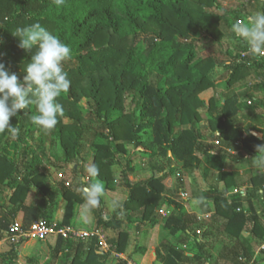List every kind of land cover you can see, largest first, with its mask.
I'll list each match as a JSON object with an SVG mask.
<instances>
[{"label": "trees", "instance_id": "1", "mask_svg": "<svg viewBox=\"0 0 264 264\" xmlns=\"http://www.w3.org/2000/svg\"><path fill=\"white\" fill-rule=\"evenodd\" d=\"M246 7L231 13L233 24L264 12V1L256 9ZM227 15L220 11L218 0H64L59 5L55 0H0V62L15 72L21 82L32 53L17 47V39L12 35L17 28L39 22L72 49V57L64 62L71 85L68 93L58 97L64 113L57 117L55 128L49 132L34 125L31 116L35 104H29L10 118V124L20 129L19 137L12 138L8 132L0 134V241L7 239L9 227L18 216L24 230L37 221L74 227L76 211L84 203L79 189L99 179L105 193L115 191L117 185L111 171L114 166L122 167L120 174L128 199L123 209L115 211L108 220L103 217V196L95 211L97 228L117 232L116 239L105 238L110 250L99 248L97 238L89 242L54 238L52 260L67 253L63 264H105L112 252L121 254L128 247L129 233L123 231L121 224L132 225L138 213L139 222L143 223L154 206L177 204L162 201L164 176H154L163 171L158 159H165L169 173L189 172L198 170L199 155L204 156L210 170L219 171L223 183V188L214 189L212 203L217 207L229 204L227 195L238 185L232 173L221 172L225 160L230 158L225 149L242 151L240 161L247 155L264 159V152L257 149L264 145V113L260 111L264 109V96L250 94V88L245 87L249 79H255L258 82L253 90H264V57L250 54L244 62L237 63L248 46L234 34ZM226 37L233 46L224 50L226 61L217 62L213 55L201 56L203 49L221 46ZM218 70L226 71L222 80L225 94L218 100L210 99L206 110L207 134L200 136L196 126L202 120L200 110L205 108L200 95L219 85L214 81ZM239 83H244L240 95L232 91ZM248 99L252 100L250 104ZM82 100L85 108L80 106ZM240 112H245L250 121L248 129L237 125ZM86 134L93 150L91 163L100 170L96 178L79 174L86 161ZM46 137L49 147L59 153L53 162L47 157ZM27 138L34 142H27ZM215 142L221 144L216 154L212 148ZM31 144L35 145L34 150ZM18 145L19 153L10 158L9 148ZM134 157L146 158L153 171L148 180L129 182ZM46 163L56 171L69 170L72 181L63 178L54 182L49 169L43 167ZM247 184L250 189L243 195L239 193L238 200L264 204V191L258 193L264 186V172L251 176ZM32 190L39 201L34 199L26 204ZM57 198L65 203L64 214L62 220L50 221ZM234 201H230L224 233L238 239L246 227L247 216L234 205L240 201ZM195 222L194 217L189 219L175 206V212L165 219L164 228L176 235L189 230ZM257 223L253 222L254 234L260 230ZM7 242L12 248L0 253V264H12L15 247L27 243ZM162 247L165 254L159 249L136 247L144 256L141 264H181L184 256L180 252L165 244ZM228 257L234 264V256ZM38 259L35 255L25 264H35ZM116 264L127 261L118 259Z\"/></svg>", "mask_w": 264, "mask_h": 264}, {"label": "crops", "instance_id": "2", "mask_svg": "<svg viewBox=\"0 0 264 264\" xmlns=\"http://www.w3.org/2000/svg\"><path fill=\"white\" fill-rule=\"evenodd\" d=\"M244 21H246V19H244ZM255 86L257 85L255 84ZM255 95L257 97L264 96V90H261V92H258ZM260 111L261 113H264L263 108H260ZM240 114L241 112L236 119L237 124L238 122H241L242 127L248 129L250 121H248L245 117L240 116ZM219 146L221 147V144ZM225 150L228 154H230V158L228 157L225 160L221 172L232 173L233 178L238 185V188L230 189L227 195L229 204H220L217 207L212 203L211 195H213L214 189L223 188V183L219 178V171L213 169L210 170L209 162H205L200 157L201 164L198 170L189 172L174 170V172L169 173V169H166L159 175L154 173L155 177L164 176V188L161 193L163 200H171L177 204L165 203L154 206L148 220H144L143 223L139 222L141 215L138 213V218L134 220L132 225L127 226L126 222L121 224L123 231L129 233V241L132 242L133 246L131 247L129 242L124 253L115 254L112 252L107 258L105 264H116L118 259L117 256H122V259L127 258L135 264H141L144 256L136 247L147 248L150 250L159 249L161 250V254H165L162 247L164 244L165 247H174L184 256L181 264H232L231 259L228 257L230 255L234 256V264H236V261L243 264H264V204H259V202L255 200L252 201V204H248L247 201L244 200H238L240 199L238 197L239 193L243 195L250 189V186L247 184L249 178L253 175L264 172V159L247 155L240 161L238 158L239 153L241 152L240 150L238 153V150L234 148ZM214 154H216V152H214ZM139 160L142 161V159H137L138 162ZM142 162L147 163V161L145 162L144 160ZM138 164L141 165L140 163ZM132 166L134 171L128 173V177L133 176V178H136V182L148 180L153 173L152 171L150 174L148 171L150 170L148 164H142V169L135 168L133 164ZM173 167L175 166L173 165ZM83 181H85L84 178ZM261 190L262 187L258 190V193H260ZM109 193L115 194L119 193V191L116 189L112 192L109 191ZM30 199L31 197L29 196L26 200L27 204H29ZM127 199L128 196H126L123 204H121L122 208L119 207L120 210L123 209L124 203ZM108 200L110 201L111 198H109L107 194L104 195L103 217L105 220L110 219V215L119 210L117 209L111 211V204H107ZM234 200L238 202L240 201L239 204L234 205L238 208V210H242L247 216L246 227L238 239H234L224 233V226L227 223L228 215L230 214L229 208L232 206L230 201ZM175 206H179L180 212L189 219L194 217L196 222L193 223L191 228L186 232L182 231L176 235H171L169 230L164 228V222L170 214L175 212ZM108 211L109 213H107ZM160 212L162 214H160ZM163 212L165 214H163ZM119 216L120 213H118V217ZM79 217L80 212L78 210V217L75 220H78ZM151 220H154V223H152ZM254 221H257V224H260V230H257V233L255 234L252 232ZM75 225L77 224L74 223V226ZM101 229L105 236V231L107 233H112L113 236L111 235L110 238L107 236L108 239L117 238V233H115L116 230L113 231L112 229H106L104 231L103 228ZM197 232H199V234H197ZM34 243L38 244V241H28L22 245L24 247L22 257L27 260L33 258L35 255L39 256L38 261L35 263L39 264L41 257L38 253L31 257L28 254V256H26L24 252L29 251V249H31L30 246ZM1 245L6 250L0 253L9 252L12 248V246H10L5 239L0 241V246ZM51 246L52 245H49L50 250ZM71 253L73 254L74 251ZM65 254H59L53 261L55 262L58 260V263L60 259L64 261L63 258L65 259ZM114 254L116 256H114ZM19 257L21 258L20 254ZM19 257L16 260L17 263H19ZM154 264L161 263L155 262Z\"/></svg>", "mask_w": 264, "mask_h": 264}, {"label": "clouds", "instance_id": "3", "mask_svg": "<svg viewBox=\"0 0 264 264\" xmlns=\"http://www.w3.org/2000/svg\"><path fill=\"white\" fill-rule=\"evenodd\" d=\"M59 5L64 0H55ZM234 23L232 31L247 44L251 54L264 53V12H257L248 17L246 22ZM17 39V47L30 55L29 62L23 69V81L18 79L3 62H0V134L8 132L12 138H18L20 129L10 124V118L35 104V113L31 116L39 129L51 131L58 123V116L64 108L58 97L69 91L71 81L64 69V62L72 57L71 47L57 35L48 31L39 22L26 27H19L12 34ZM33 49H35L33 53ZM219 134V133H218ZM264 152V145L257 147ZM87 175L96 178L100 170L95 163H89L85 169ZM84 201L83 207L91 213L101 205L105 186L99 179L79 189ZM116 207L122 208L118 202ZM48 240V239H47Z\"/></svg>", "mask_w": 264, "mask_h": 264}, {"label": "rangeland", "instance_id": "4", "mask_svg": "<svg viewBox=\"0 0 264 264\" xmlns=\"http://www.w3.org/2000/svg\"><path fill=\"white\" fill-rule=\"evenodd\" d=\"M218 2L220 4V11H224L225 13H227L228 14L227 15V19L229 20V23L230 24H233L234 19H233V14H231L232 12H236V11L240 12L241 9L243 7H246V6H250L251 8L252 7H255V9H256L257 6H258V4L260 2H262V0H218ZM246 8H248V7H246ZM242 22H246V21H244V19H242ZM195 38H197V37H195ZM231 43H232V40H230L229 38L226 37L224 39V41L222 42V45L221 46H214L212 49H210V48L203 49L200 52L201 53V56L202 57H206L208 55H213L214 58L217 60V62L226 61L227 56L224 54V52H225L224 50L225 49L233 48V46H232ZM225 74H226V71L225 70L224 71L223 70L216 71L214 73V81L218 82L219 85L217 87H215V88H212V89H209V90L205 91L204 93H202L200 95V99L202 101H204V107H205V108H202L200 110V115H201L202 120L196 126V129H197L198 134L200 136H205L207 134L208 123H207V113H206V110L208 108V103H209L210 99L214 98V99L218 100L219 98L222 97V95L225 94L224 87L222 85V82H223L222 80L225 79ZM257 82L258 81L255 80V79H253V80H250L249 79L248 82H247L248 84L245 85V87L250 88L249 89L250 90V94H256L258 92H261V90H262L261 87H259L255 91L252 88V86L255 83H257ZM243 84H240L239 83V84L233 86L232 87V91L235 90L234 92H236L238 95H240L241 94L240 92L242 91L241 89H243V88H241L243 86ZM249 102L251 103L252 100L251 99H248V103ZM80 106H81V108H85V101L82 100ZM240 116L246 117V113L245 112H241ZM237 125L242 126V123L241 122H238ZM36 135H38V133H36ZM86 139H87V142L85 143V146H86L85 147V152L83 153V156L86 159V161L82 165L81 171L79 173L83 177H87V173H86L85 169H86L87 164L91 163V161H92V154H93L92 147L90 146L91 141H90L89 134H86ZM26 141L29 142V143H31V142L33 143L34 142L30 138H27ZM49 144H50L49 138L46 137V152H47V157H49V159H51V161L53 162L54 161V158L53 157L57 158L59 156V153L57 152V149L55 150V149L50 148L49 147ZM219 147H220L219 144H216V142L213 143V145H212V148L214 149L213 152L217 151L219 149ZM128 148H130V147H128ZM31 149L34 150L35 149V145H32L31 144ZM19 150H20V146L19 145L16 148L15 147H10L9 150H8V156L10 158H15L16 155L19 153ZM238 152H239V150L237 151V153ZM241 152L239 154H242ZM199 157L202 160H204L205 162H207V161L209 162V160L207 158H205L204 156L199 155ZM137 159H139V158L137 157ZM137 159H136V157H134L133 160H132V162H133L132 164L135 166V168L140 169L142 167V164H146V163H143L142 162L143 160L146 162V158H142V161L139 160V162L137 161ZM155 161L153 160V162H155ZM158 162L163 167V171L166 170V169L167 170L169 169V165H166L167 163H166L165 159H158ZM122 163L123 162H121V164ZM138 163H140L141 165H139ZM43 167H45V168L47 167L49 169L50 174H51L52 179H53L54 182H59V179L57 178V175L59 173H62L64 175V178H66V180H68L69 182L72 181L73 176H72L71 172H69V170H59V171L53 170V168L51 167V164L50 163L44 164ZM121 168L122 167H120V166H114V167L111 168V171L114 174L115 185H117L116 186V189L119 191V193L111 194L109 192H106L104 194V195L107 194L108 197L111 198L110 201L109 200L107 201V204H109V205L111 204V207H110L111 208L110 209L111 211L119 209V207H116L115 206V203L118 202L120 205L123 204L126 196H128V190L124 186V183H123V181L121 179V174H120L121 173V170H122ZM148 171L150 172V174L152 173V170L151 169L148 170ZM128 178H129V182L136 183V181H135L136 178H133V176H129ZM77 186H80V185L77 184ZM104 195H103V197H104ZM29 196L31 197V199L29 201V204H30L35 199V190H32L29 193L28 197ZM4 201H5L4 202V205H7V200L4 199ZM38 201H39V198H37L36 202H38ZM162 201H163V199H162ZM163 204H165V203H163ZM64 208H65L64 201L61 200L60 198H57L56 203L54 204V207L51 209V213H50V216H49V220L50 221H57V222L60 221V220H62V217H63V214H64ZM78 210L80 212V217H79L78 220H74V223L77 224V225H75L76 227L74 226L76 229L82 230V231L83 230L84 231H94V230H98L101 233L103 232L101 228H97L96 227V219H95L96 212L95 211L97 209H94L91 213H89L82 206L81 208L77 209L76 215H75V219H77V217H78ZM107 213H109V211ZM160 214H162V213L160 212ZM163 214H165V213L163 212ZM16 221L21 224V221H22L21 216H18V218L16 219ZM103 230L105 231L106 229L103 228ZM105 233H106V236H105L104 233L103 234H104L105 238H107V239H108L107 236H109V238H110L111 235H112V233H107L106 231H105ZM115 233H117V232H115ZM197 234H199V233H197ZM32 241L33 242H36L35 240H32ZM54 241H55L54 238L48 239L47 241L46 240H44V241H38V244H35L34 243V244H32L30 246L31 249H29V251H24L25 252V255L26 256L29 255V256L33 257L35 254L38 253L40 255V257H41V259L39 260L40 261L39 264H56V263L57 264H63L62 259H60L59 263L57 262L58 260L54 262L51 259V250L49 248V245H53L54 244ZM130 245H131V247L133 246L132 242H130ZM108 246L110 247L109 244H108ZM5 250L6 249L4 247H2V245H1L0 246V252H4ZM23 250H24V247L23 246L16 247L15 253H13V257H14L13 258L14 259L13 264H24L26 258L22 257L23 256L22 255V251ZM27 252H29V253H27ZM19 254H20L21 258L19 257ZM114 256H116V255L114 254ZM18 257L21 260V261L19 260V263H17V261H16L18 259ZM117 257H118V259H122V256H117ZM51 260H52V262H51ZM63 260H64V258H63ZM122 260H126L127 262H130V260H128L127 258L122 259Z\"/></svg>", "mask_w": 264, "mask_h": 264}, {"label": "built area", "instance_id": "5", "mask_svg": "<svg viewBox=\"0 0 264 264\" xmlns=\"http://www.w3.org/2000/svg\"><path fill=\"white\" fill-rule=\"evenodd\" d=\"M264 1V0H262ZM241 23V21H238ZM251 53L249 50L243 51L240 53V58L237 60V63L244 62L245 59L249 57ZM260 57H264V53L259 54ZM250 104V102L248 103ZM59 180H63L64 176L62 173L57 175ZM66 185H68L66 183ZM264 191V186L262 187ZM261 191V192H262ZM260 192V193H261ZM199 233V232H197ZM51 238H61L68 241H91L94 238L98 240V247L102 250L109 251L110 247L104 237V235L98 231H82L78 230L75 227L70 226H52L47 225L45 221L34 222L27 230L22 228V225L17 221L9 227V232L7 235V241L12 244H20L21 241H44ZM127 264H134L133 262H127Z\"/></svg>", "mask_w": 264, "mask_h": 264}]
</instances>
